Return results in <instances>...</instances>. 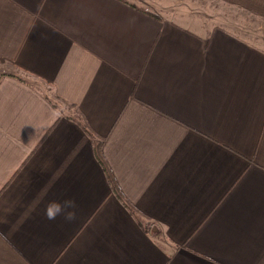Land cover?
I'll return each instance as SVG.
<instances>
[{
	"label": "crops",
	"instance_id": "crops-1",
	"mask_svg": "<svg viewBox=\"0 0 264 264\" xmlns=\"http://www.w3.org/2000/svg\"><path fill=\"white\" fill-rule=\"evenodd\" d=\"M165 2L0 0V264H264V44Z\"/></svg>",
	"mask_w": 264,
	"mask_h": 264
},
{
	"label": "rangeland",
	"instance_id": "rangeland-1",
	"mask_svg": "<svg viewBox=\"0 0 264 264\" xmlns=\"http://www.w3.org/2000/svg\"><path fill=\"white\" fill-rule=\"evenodd\" d=\"M165 5L168 8L178 7L182 14L188 15L189 19L185 17L183 21H193L192 25L200 31L227 29L250 43L264 44V19L252 16L240 8L216 0H168ZM56 103L62 106L60 102Z\"/></svg>",
	"mask_w": 264,
	"mask_h": 264
},
{
	"label": "trees",
	"instance_id": "trees-1",
	"mask_svg": "<svg viewBox=\"0 0 264 264\" xmlns=\"http://www.w3.org/2000/svg\"><path fill=\"white\" fill-rule=\"evenodd\" d=\"M152 16H155V15H152ZM94 150H95V156H96V159H97L98 162L103 166L104 170H106L105 162H104V160H103L102 157H101L100 145H99V144H96ZM106 172H107V170H106ZM126 206L128 207V209H129L130 211H132L131 206H129L128 204H126ZM144 225H145V227H147V228L150 227V224L147 223V222H145Z\"/></svg>",
	"mask_w": 264,
	"mask_h": 264
},
{
	"label": "clouds",
	"instance_id": "clouds-1",
	"mask_svg": "<svg viewBox=\"0 0 264 264\" xmlns=\"http://www.w3.org/2000/svg\"><path fill=\"white\" fill-rule=\"evenodd\" d=\"M67 207L71 208V207H72V202H68V203H67ZM62 211H63V208H61V207L58 206V207H57L56 215L61 214ZM73 216H74V213L69 212V213L66 215L65 218H66V219H72ZM49 219H55V215L49 216Z\"/></svg>",
	"mask_w": 264,
	"mask_h": 264
}]
</instances>
